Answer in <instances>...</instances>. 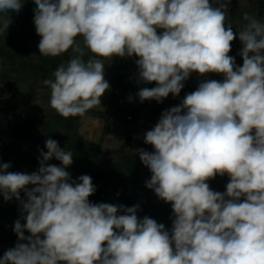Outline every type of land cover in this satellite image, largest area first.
Instances as JSON below:
<instances>
[{
	"label": "clouds",
	"instance_id": "1",
	"mask_svg": "<svg viewBox=\"0 0 264 264\" xmlns=\"http://www.w3.org/2000/svg\"><path fill=\"white\" fill-rule=\"evenodd\" d=\"M23 2L0 0V13H18ZM213 3L34 0L40 56L73 53L43 82L62 117L101 105L110 88L105 59L138 57V82H156L138 91L141 103L179 96L193 72L224 80L201 82L162 112L144 135L154 151L138 150L152 173L146 187L171 203L170 231L138 218V204L91 203L92 178L73 180L72 152L48 139L31 174L0 161V194L19 200L26 220L15 222L18 242L0 264H264V23L245 12L247 23L234 33L227 22L231 0ZM10 23L0 19V32ZM237 34L242 67L229 55ZM53 158L62 166L47 164ZM225 174L226 192L211 190L206 181Z\"/></svg>",
	"mask_w": 264,
	"mask_h": 264
},
{
	"label": "trees",
	"instance_id": "2",
	"mask_svg": "<svg viewBox=\"0 0 264 264\" xmlns=\"http://www.w3.org/2000/svg\"><path fill=\"white\" fill-rule=\"evenodd\" d=\"M210 3H213V0H210ZM213 6L219 5L213 3ZM35 7L34 0H24L18 13H0V19L11 20L7 31L0 32V107L3 105L13 118V124L9 125L6 131L0 129V161L9 163L12 170L31 174L39 168L41 150L47 152L46 140L58 141L62 149L73 154V163L67 168L72 179L75 180L81 175H89L92 178L96 192L89 197L91 203H109L125 207L138 204V218L148 216L157 223L164 224L165 229L170 231L174 218L171 203L159 199L154 190L146 187V181L151 179L152 173L140 160L138 150L152 152L154 148L144 143V136L137 138L129 132L118 148L105 151L100 143L79 136L81 116L65 118L51 108V90L43 82L46 79H54V71L61 64H66L73 53L69 49L57 57L40 56L38 44L41 37L36 32L33 19ZM245 12L264 23V0H231L227 22L231 24L234 33H238L247 23L243 19ZM162 31L163 29H157L158 34ZM77 40L82 43V37L78 36ZM242 47L237 34L231 42L229 55L233 56L237 66L241 67L243 59L239 53ZM136 59L138 57L133 56L104 60V78L110 85L106 90L110 94L108 109L92 108L85 113L105 122L104 135L114 118H121L129 97L138 100L137 93L141 88L156 86V82H127V69L136 64ZM207 80L222 82L224 76L218 73L202 76L193 72L183 82L184 87L179 96L169 101L178 106L186 94L194 92L201 82ZM166 100L168 99H164L162 103L155 100L138 102V106L130 110L132 118L127 123L136 126L140 114L149 111V117L145 121L146 127L151 128L153 124H157V116L165 111ZM122 119L126 120L124 117ZM47 164L62 166L55 158L47 161ZM229 181V176L225 174L217 175L206 183L211 190L224 193ZM31 187L33 186L30 185L29 188ZM20 197L26 200L23 191ZM18 219L21 224L26 223V220L22 219L20 201L15 197L5 200L0 194V256L9 248H14L18 242L14 231ZM24 235L31 234L25 231Z\"/></svg>",
	"mask_w": 264,
	"mask_h": 264
},
{
	"label": "rangeland",
	"instance_id": "3",
	"mask_svg": "<svg viewBox=\"0 0 264 264\" xmlns=\"http://www.w3.org/2000/svg\"><path fill=\"white\" fill-rule=\"evenodd\" d=\"M138 71L139 70L136 64L131 65L127 69L128 83H142L138 82ZM171 98H174L172 94H169V96L165 98L168 99L166 100L167 105L165 110L175 106L173 103H171V101H169ZM109 99L110 94L108 91H105L101 97V105L95 106L93 108L96 110L108 109ZM138 102H140L139 99L137 100L134 97H131L128 102H125L124 111L121 118H114L112 125L108 128V132L105 135L103 133L105 132V122L100 119H95L89 114H84L79 120V136L84 139L100 143L103 150L105 151L118 148L129 132H132L137 138L144 136L147 131L151 130L156 125L153 124L151 128L146 127L145 119L149 117V111L140 114L141 116H139L136 126H131L129 123H127V121L129 122L132 118V115H130V110L136 108L138 106ZM122 117H124L126 120L122 119ZM160 117L161 115L157 116L158 121ZM11 124H13V118L9 115L7 109L2 105L0 107V129L6 131L8 126Z\"/></svg>",
	"mask_w": 264,
	"mask_h": 264
}]
</instances>
